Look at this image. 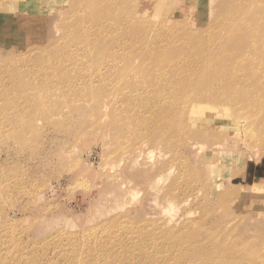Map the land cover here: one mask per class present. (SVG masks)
Returning <instances> with one entry per match:
<instances>
[{"label": "rangeland", "instance_id": "rangeland-1", "mask_svg": "<svg viewBox=\"0 0 264 264\" xmlns=\"http://www.w3.org/2000/svg\"><path fill=\"white\" fill-rule=\"evenodd\" d=\"M88 1L90 0H0V251L1 253L10 254L24 252L27 255L26 258L29 254L33 256V259L40 257L43 259L39 258L41 261L38 259L41 264H44L43 261H46V259L55 258V255H59L58 253L65 247L69 236H72L80 245L85 240V242L90 241L87 247L82 248L79 246L75 250L82 252L90 264H100L101 260L105 261L104 264L107 263L105 258H101L100 262H97L98 253L95 254L94 247L100 245V241L96 243L99 239L102 241L101 246L104 247V250L110 251L112 247L116 250L115 257L118 262L132 264L136 260L135 257L129 258L120 254V239L123 237L119 227L124 225L123 223L121 225L119 216L115 214L120 212L121 206L124 207V210L133 212V217H130L132 223L141 222L139 225L143 227L140 228L143 229L142 231L140 229L138 231L139 234L143 235H138V238L151 239L147 238L146 232L157 228V226H151V224L160 225L163 222V220L156 221V219L162 217L159 214L155 215L154 219L147 218V220H143L144 214H152L156 211L151 201L142 203L134 209L133 204L136 203L133 201L136 199L140 201L139 199L143 198L141 191H132L124 197V201L120 200L121 203L117 204V202H114L111 192L107 191L105 187L101 186L100 189L105 192L100 194L93 189V185L98 187L101 183H106L103 179L107 177L105 174L109 173L110 168L120 169L123 167V163L120 161V154L125 150L123 134L118 132L122 136L121 138L113 136L112 111H109L105 117V123H103L105 127L98 125L99 121H94L93 117L99 111L95 112L96 107L93 104L85 109L74 107L69 110L70 113H73H68L69 116H52L47 120L46 116H49V113L52 115V112L54 113L57 110V112H60L64 105L61 101L62 104L56 101L58 105L56 103L52 105L51 102L47 103L45 102L46 99H42V94L47 93L53 86L60 85L65 89L70 78L64 84H61L57 78V81H55V78H51L53 85L50 86L38 73H42L45 68H53V71L57 68L65 69L66 61H60L58 64L55 62L48 64L47 59L43 60L42 57L46 58L47 54L50 55L54 51L59 49L62 51V49L68 47L75 51L74 45L83 40H76L75 43L73 38L84 37V40H88L90 48L100 43H112L108 44L110 49L115 43H121L122 47L124 45L131 47V53L121 52L122 60L117 63L114 70L109 72V75L120 68L127 70L131 67H139L144 58L153 56V51L157 49V42L155 41L162 39V33L166 34L164 33L165 26L162 27L163 24L161 23L165 20L167 21L165 29L169 31L168 34H172L173 38H176V44L182 43L181 39L188 33L199 31L201 34L208 35L205 38V42L208 43L204 53L205 59L209 57L210 60L214 59L211 61L213 64H217V61L221 60L229 61L232 68L241 66L244 69L246 67L248 71L245 73L249 81L246 80L241 84V91L245 90L246 86L252 89L256 80L258 79L257 82L261 80L258 76L264 67V0H208L210 3L209 9L207 7L205 13L203 12L202 16L194 23L192 21L193 16L180 14L188 3L187 0H110L109 3L95 0L96 13L105 15L108 20H105L102 25L95 23L93 27L92 25L74 27L75 15L85 13L82 7H79V3L83 2L84 5ZM103 4L108 6V10ZM132 5H136L137 8L141 7L139 9L141 11L136 7V9H133ZM224 8L227 9L228 19L227 16L225 19V16L221 15V10ZM75 10H78L79 13H75ZM135 13L137 15L142 13L148 19L127 22L131 19L130 17H134ZM179 16L182 17L179 18ZM152 17L155 19H152ZM222 21H225L228 29L223 27L224 25L219 27ZM112 22H114V26L112 25L113 29L111 30ZM185 22L189 24V27ZM153 27L157 29L158 35L156 34V36L154 32L153 34L150 33L149 28ZM97 28L99 29L98 34H96ZM142 29L149 30V34H145L143 45L141 39L143 32L140 33ZM230 40L231 42H229ZM152 41L154 42L151 43ZM222 42H228V44L225 43V46ZM245 42L246 45H244ZM147 43L152 45L150 44V47H148ZM218 43H221L222 46L216 45ZM162 44L167 47L170 44L172 45L173 42L166 39ZM219 46L222 48V52L218 50ZM243 46L244 48H242ZM107 50V48L104 49V51ZM243 53H245V56ZM38 55H40L39 58H37ZM98 59L99 56L93 58V63L97 62ZM85 60L88 61V59ZM101 63L103 61L97 62V65ZM206 65L208 66V62ZM82 66L83 64L79 63L68 65L69 68H74L75 72L81 69ZM103 72L106 73V70L104 69ZM260 82L262 87L258 90L253 89V94L247 102L248 105L246 104L245 110L240 113L242 115L247 114L252 118L250 119L252 136H246L241 142V146H235L237 150L231 149L228 150L229 152L224 151L225 153L223 150L203 149L204 152L202 151L195 158L194 153L185 152L193 167H197L199 163L201 166L204 161H210V166L202 167L201 173H193L189 176V183L191 184L189 191L196 195L195 200L185 207H180L174 214V217L177 216L175 219H177L182 214L191 213L189 219L191 217L192 220L196 219V225H202L206 231H210L215 237L222 236L219 242L217 240L219 243L217 245L219 246L217 248L218 252L209 259L202 258L205 259V264H245L236 262L237 260L234 259L248 257V253L251 251H257L258 255L262 254L261 250L264 251L263 76ZM69 93L67 92V94ZM5 95L11 99L6 100ZM25 95L27 96L25 97ZM19 96L22 98H19ZM28 96H30V99H28ZM56 96H53V98ZM231 98H235V102H233L234 107L231 106L230 109L244 107L239 106V104L245 99L237 98V95ZM129 103L130 100L123 101L126 107ZM37 105L40 106L41 112L34 114ZM60 105L61 107H59ZM64 109L66 112L68 111L66 108ZM215 110L220 113L214 124L219 125L224 112L221 109ZM65 111L64 114H67ZM183 113L187 117L180 120L186 121L187 127L192 126L194 135L199 139H204L199 135L200 129L204 127V119L199 118L194 126L188 108L184 112L178 111L176 117H180ZM117 114L116 112V116ZM67 116L68 120H66ZM74 117L75 122L72 119ZM209 117H211L210 113L207 118ZM165 127L166 124L163 123L161 128ZM140 130H142V127H140ZM145 131L146 128L143 129V132ZM115 138L119 141H115ZM122 148L124 149L122 150ZM73 150H76L75 154L77 156L73 157V153L70 154V151ZM68 155L72 157H68ZM86 155L90 157V167L83 168L81 172L90 175L91 183L83 178L66 182L64 180L66 174L64 173H67L75 163L79 164L80 161H85L84 157ZM64 157L66 158L64 159ZM198 158L200 162L195 161ZM133 174L134 172L127 174L125 178L133 179ZM141 179L142 176L136 180L140 181ZM205 179L206 182H211L213 187L218 186L217 194L205 195L206 192L203 188ZM49 185H51L52 191L47 189ZM247 185L253 187L249 189V193L246 192ZM132 186L136 189V184L133 183ZM223 191H227L230 196L232 194H236V196L233 199L231 196L233 201L228 199L229 202L226 206L220 209L221 207L215 202V197ZM38 194L40 195L39 198H37ZM93 204L94 209L90 210L89 207ZM216 207L217 210L220 209L218 212ZM187 210L190 211L187 212ZM208 212L209 214H207ZM112 219L115 220L112 224L116 223L115 225L118 227L109 223ZM142 220L145 222L144 224ZM148 220L151 221L150 225ZM154 221L156 222L154 223ZM75 224L79 225V228ZM106 226V231L102 232L104 230L102 228ZM111 227L112 230L116 229L112 231ZM147 227H150V230H145ZM88 228H93L94 234L89 239L84 237V240L82 238L85 235H82V233ZM107 229L110 233L112 232L111 234H120L121 238L114 237V234L112 237ZM117 231H119V234ZM228 231L229 235L233 232L231 235L239 236L237 239L227 236L231 240V245L236 249V253H234V250H226L220 244L223 237L228 235ZM80 233L81 235H79ZM61 234L65 236L62 237ZM108 237H111V243ZM113 238L118 239V245H116L117 239L113 240ZM73 239L70 238L68 241L74 243ZM11 240L17 242V245L20 246L19 250L16 251L13 248ZM183 254L181 252L173 254L167 263L179 264L180 262L181 264H188L185 261L189 259V256ZM136 256L139 258L136 260V264L164 263L159 258L161 255H155L154 259L156 258L157 261L154 260L155 263L151 261V257L147 261L141 259L138 254ZM260 258L263 261L262 264H264V255ZM52 263L76 264L74 259H72V262H66L61 257L52 260ZM247 264L261 263L258 259H251L247 261Z\"/></svg>", "mask_w": 264, "mask_h": 264}, {"label": "bare ground", "instance_id": "bare-ground-1", "mask_svg": "<svg viewBox=\"0 0 264 264\" xmlns=\"http://www.w3.org/2000/svg\"><path fill=\"white\" fill-rule=\"evenodd\" d=\"M97 1L109 3L110 0ZM187 1L188 3L185 5L183 12L180 14L193 16V23L202 16L203 12L205 13L206 8L210 4L208 0ZM95 4V0H90L84 3V5L83 2L79 3V7H82L83 12L85 13L75 15V19L73 20V22L75 23L74 27H78L79 25H92L93 27L95 23H99L100 25H102L105 20H108L105 15H99L100 13H96L97 11ZM103 6L106 7V10H108L107 5L103 4ZM135 7L136 5H132L133 9L137 8ZM137 9L139 10L141 9V7ZM75 13H79L78 10H75ZM226 14L227 9H222L221 15L223 17L225 16V19L227 16ZM180 17L182 16H179V18ZM130 18L131 19H129L127 22L144 21L147 17L142 13L138 15L135 13L134 17ZM153 18L154 17H152V19ZM228 18L229 16H227V19ZM152 19L150 18V20ZM166 22L167 21L165 20L163 22L161 21V23L163 24L162 27H166ZM112 23L113 24H111V30L114 26V22ZM185 24L187 25V27H189V24L187 22H185ZM226 25L225 21H222L219 27L223 26L227 28ZM165 27L164 33L166 34L162 33V39H158L157 41H155L157 42V49L153 51V56H147V58H144V60L141 61L139 67H131L127 70L120 68L114 71L112 75H109V72L114 70L117 63L122 60L121 52L131 53V47H127L126 45L122 47L121 43H115L114 46L110 49L108 44L112 43H100L96 44L93 48H90L91 46L88 45V40H84V37L73 38V41L75 43L76 40H83L82 42H77L74 45L73 48L76 49L75 51H72L71 48L68 47L67 49H62V51L61 49H59L52 52L50 55L47 54L46 58L42 57L43 60L47 59L48 64H50V62H55L56 64H58L60 63V61H66L65 69L57 68L55 69V71H53V68H45L42 73H38L44 81L50 84V86L53 85V82H51L50 80L51 78L59 79L61 84H64V82L70 78L65 89H63L60 85L53 86L47 93L42 94V99H46L45 102H51L52 105L55 104L56 101H61L64 105V108H66L68 111L72 110V108L74 107L85 109L90 104H93L96 107L95 112L99 111L98 114L93 117V120L99 121L97 124L102 127H105L103 123H105V117L107 113L109 111H112L111 116H113L114 122V124L112 125L113 136L121 138L122 136L118 134L119 132L123 134L125 140V143L123 142L125 145V150L123 152L122 150L124 148H122V150H120L122 151V153H119L121 155L120 161L121 163H123V167L120 169L110 168V171L108 170L109 173L107 172L108 174L105 172V175L107 177L103 179L107 184L101 183L98 187L96 185H93V189L100 194L105 192L100 189L101 186L105 187L107 191L111 192V196L112 198H114V202H117V204L121 203V201H124V197L132 191H141L143 193V198L139 199L140 201H138L137 199L133 201L134 203H136L135 205L133 204V206H135L134 209L142 203L151 201L156 211L152 214H144L143 220H147V218L154 219L155 215L157 214L161 215L162 217L156 219V221L163 220L160 225H156L153 223L151 224V221L148 220L150 221V223L148 222L149 225L151 224V226H157V228H154L153 231L146 232L147 238L151 239H145V237L138 238V235H143L139 234L138 232L140 230H143L140 229L142 226L139 225V223L141 224V222H136V224L132 223V219L130 217L133 215V212L131 210H124V207L121 206L122 209L118 214L115 215L119 216L121 225L122 223L124 225L122 227H119L121 228L119 229V231H122L121 233L123 238H121L119 231H117L119 235H116L117 233H113L114 237H117L118 239L121 238L120 254L125 255L129 258L135 257L136 260L139 259L136 256L137 254L141 259L147 261H149L148 258L151 257V261H153L154 263L156 261V258L154 259L155 255H161L159 256V258L161 261H164L163 264H168L167 262L170 261L173 254L181 252L184 253L183 255L189 256V259L185 261L188 264H205V259L202 258L209 259L216 252H218L217 248H219V246L217 245L219 244L218 242L222 236L215 237L210 231H206L202 227V225H196V219L192 220V217L189 219L191 213L182 214L177 219H175L177 216L175 215L176 217H174V214H176L175 212L180 207H185L193 200H195L196 195L190 193L189 191L191 187V184L189 183V176L193 175V173H201L202 167L210 166V161H204L201 166L199 163L197 167H193L189 162L190 158L185 155V152L188 151L191 154L194 153L196 155L195 158H197L202 151L204 152L205 149L218 151L223 150V152H227L228 150L235 149V146L240 145L246 136L250 137L253 135L250 127V119L252 118L247 114L242 115L240 113L245 110L246 104L248 105L247 102L248 99H250L249 97H251V94H253V89L258 90L262 87L260 81L262 80V76L264 79V67L263 69H261V74L258 76V78L260 77L261 80L257 82V79L252 89L247 86L245 88L244 86L246 85V83H244L245 85L243 87L245 88V90L241 91V84L246 80L249 81L247 78V74L245 73L248 71L247 68L245 67L243 69L241 68V66L232 68L230 67L229 61L223 60L217 61V64H213L211 61H213L214 59L210 60V57L205 59L204 53L206 52V48L208 46V43L205 42V38L208 37L207 34H201L199 33V31H196L195 33H188L184 38L181 39L182 43L178 45L175 41L176 38H173L172 34H168L169 31L166 30ZM149 29L150 33L152 32L153 34L154 32L155 36L156 34L158 35L157 29H154V27ZM98 32L99 29L97 28L96 34H98ZM148 32L149 30L146 29H142L140 31V33H142V45L143 41H145V34H149ZM166 39H168V41L170 39L173 44L165 47L162 43ZM153 42L154 41H152L151 43ZM229 42H231V40ZM151 43H147L148 47H150ZM223 43L224 42H222V44ZM222 44L218 43L216 45L222 46ZM226 44H228V42ZM244 45H246V42ZM106 48L108 50L104 51V49ZM242 48H244V46ZM221 49L222 48L219 46L218 50H220V52H222ZM245 53L248 54V52L246 51ZM245 53H243L244 56ZM96 56H99L97 62L103 61V63H101L100 65H97V62L93 63V58H96ZM39 57L40 55L37 56V58ZM85 59H88V61L86 62ZM207 62L208 66L206 65ZM71 63H79L83 64V66L81 69H78L75 72L74 68L68 67V65ZM104 69L106 70V73L103 72ZM145 70L147 71L145 72ZM252 70L254 71V69ZM57 79L55 81H57ZM67 92L70 93L67 94ZM55 95L57 96L53 98V96ZM235 95H237V98L241 97L242 99H245L239 104V106L244 107H239L238 109L235 108L236 110L233 108L234 110H232L230 108L234 107L233 102H235V98L231 97H235ZM26 96L27 95H25V97ZM5 97L7 98L6 100L11 99L7 95H5L4 98ZM19 98L22 97L19 96ZM28 99H30V96H28ZM124 100H130V103L127 105V107L125 106V104H123ZM61 102L60 104H62ZM56 104L58 105V103ZM59 107H61V105ZM59 107L58 109H60ZM64 108L60 109V112H57L58 110L56 111L57 113L52 112V115H50L49 113V116H46L47 120L52 116L60 117L73 114L70 113V111L66 112ZM186 108H188L190 111L189 114L192 117L194 126L199 118L204 119V127L199 131V135L204 139H199L196 135H194L195 133L192 129V126L187 127V122L180 120L187 117L184 113L180 117H176L178 111L184 112ZM215 109H221L224 112V114L222 115V119L219 121V125L214 124L215 119L219 117L218 114L220 113ZM40 110V106L37 105L35 110L36 112L34 111L33 113H40ZM64 111L67 114H64ZM116 112L118 113V117L116 116ZM209 113L211 117L207 118ZM68 116L66 120H68ZM72 119L74 120L75 117ZM163 123L166 124L165 128H161V125ZM140 127H142V130H140ZM145 128L146 131L143 132V129ZM85 130H87V128H85ZM22 139L24 138L22 137ZM116 140L119 141L115 138V141ZM75 151L76 150H73L72 152L70 151V154L73 153V157L77 156L75 154ZM150 154H153L154 156H151ZM66 157H64V159ZM68 157L72 156L68 155ZM74 159L78 160L77 158ZM84 160L85 161H80L79 164L75 163L74 166L70 168V170L65 169L68 170L67 173L63 172L64 174H66L64 175V180L66 182L83 178L87 179L91 183L90 175L81 172L83 168L90 167V157L86 155L84 157ZM195 161L200 162L199 158ZM133 172V179L125 178L127 174H131ZM140 176H142V179L140 181H137L136 179ZM132 182L136 184V189H134V187L132 186ZM205 182H203V188L206 192L205 195L212 196L213 194H217L218 186L213 187V184H211V182ZM246 187H248L246 188V192L249 193V189H251L252 186L247 185ZM47 189H50V191H52L51 185H49ZM227 193V191H223V193H219L215 197V202L218 204V206L221 207L220 209L226 206L227 202H229L228 199L233 201V197L236 196V194H232L231 199V196ZM39 197L40 195L38 194L37 198ZM89 209H94V204L93 206H90ZM220 209L217 210L216 207L217 212ZM189 211L187 210V212ZM207 214H209V212ZM143 220L142 223L144 224L145 222ZM114 221L115 220L112 219L109 221V223L112 224ZM156 221H154V223ZM115 224L112 225L116 226ZM75 226H78L79 228V225L75 224ZM150 227L145 228V230H150ZM93 228L86 229L82 233V235H85L82 239L85 240L86 237V239L92 238L94 234ZM106 228L107 226L103 227L102 229L104 230H102V232H105ZM108 229L107 231L108 233H110ZM111 233L109 235L113 237V234ZM232 233H230L229 235L228 231V235H225L223 237V241L220 244L223 246V248H226V250H234V253H236V249H234V246L231 245V240L227 236L235 237L236 239L239 236H236L235 234L231 235ZM79 235H81V233ZM60 236L63 237L65 235L61 234ZM70 238L73 239L72 236H69L67 238L65 247L60 253H58L60 256L55 255V258H48L46 259V261H43L44 264H53L52 260H56L60 257L63 259V261L66 262H72V259H74L76 264H90L87 261V257L82 252L75 251L79 248V246L82 248L87 247L90 241L88 240L89 242H85L86 240H83L85 243L83 242L80 245V243H77V241L74 239V243L69 242L68 240H70ZM74 238L76 237L74 236ZM110 238L108 237V239ZM117 238H113V240H116ZM118 239L116 240V245H118ZM99 241V246H93L95 249V254L98 253L97 262H100L101 258H105L107 259L106 264H123L116 260V250L113 247L110 251H108L107 249L104 250V247L101 246L102 241L100 239L95 242L98 243ZM103 241L105 240L103 239ZM110 241L111 239L109 240V242ZM11 242L13 243H11V245H13V248L16 249V251L19 250L20 246L17 245V242L14 240H11ZM238 252H240V250H238ZM260 252L262 254L258 255L257 251H251L248 253V257H244L245 259L242 257V259L235 258L234 260H237L236 262L247 264L248 260L258 259L259 263L262 264L263 261L260 257L264 255V251L261 250ZM0 254V264H41L40 261L43 260L40 257L39 258L41 260L38 258L40 261L38 259H33V256H31L30 254L26 258L27 255L24 252H16L15 254H10L6 252L1 253L0 251ZM136 260L135 262H132V264H136ZM104 263L105 261L101 260L100 264ZM179 264L181 263L179 262Z\"/></svg>", "mask_w": 264, "mask_h": 264}]
</instances>
